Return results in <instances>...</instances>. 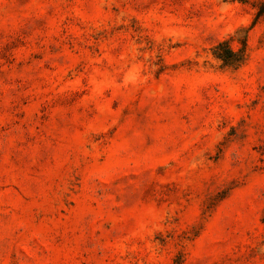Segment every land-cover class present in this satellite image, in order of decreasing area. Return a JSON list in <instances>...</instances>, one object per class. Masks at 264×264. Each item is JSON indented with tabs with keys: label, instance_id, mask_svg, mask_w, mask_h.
<instances>
[{
	"label": "rangeland",
	"instance_id": "1",
	"mask_svg": "<svg viewBox=\"0 0 264 264\" xmlns=\"http://www.w3.org/2000/svg\"><path fill=\"white\" fill-rule=\"evenodd\" d=\"M0 264H264V0H0Z\"/></svg>",
	"mask_w": 264,
	"mask_h": 264
},
{
	"label": "trees",
	"instance_id": "2",
	"mask_svg": "<svg viewBox=\"0 0 264 264\" xmlns=\"http://www.w3.org/2000/svg\"><path fill=\"white\" fill-rule=\"evenodd\" d=\"M222 47H225L226 50L224 53H218V50ZM215 57L218 58L219 60H222L224 65L228 64H234L236 61V52L232 49V47L229 45V42H223L220 43L216 49L214 50Z\"/></svg>",
	"mask_w": 264,
	"mask_h": 264
}]
</instances>
